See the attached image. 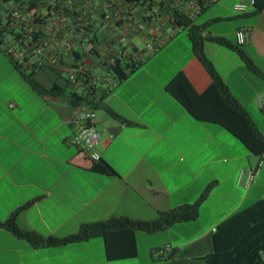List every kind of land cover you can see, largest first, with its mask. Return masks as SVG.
<instances>
[{"label":"crops","instance_id":"crops-1","mask_svg":"<svg viewBox=\"0 0 264 264\" xmlns=\"http://www.w3.org/2000/svg\"><path fill=\"white\" fill-rule=\"evenodd\" d=\"M10 1L0 8V222L13 214L19 229L60 238L82 224L109 218L151 221L160 211L192 203L209 188L193 221L151 234L135 232L131 258L106 260L98 238L34 249L0 227V264H133L138 261L136 237L142 235L162 238L148 244L142 264H206L215 226L264 198V151L251 155L221 127L194 120L167 93L165 85L178 71L197 93L210 82L186 36L178 39L180 31L149 0H71L70 8L63 0H43L37 19L21 11L19 20L4 12ZM159 2L181 10L191 4L152 0ZM201 2L204 9L192 20L201 15L200 23L193 24L205 26L202 36L235 44V31L248 29L241 53L264 74V8L253 15L250 0ZM215 2L217 11L205 14ZM238 4L244 6L242 12L234 10ZM228 23L229 29L222 28ZM27 31L41 47L37 56L26 48ZM6 49L18 65L25 64L23 73L46 90L55 85L65 94H80L67 82L75 68L94 78L102 93L93 108L96 151L113 174L74 163L81 151L69 142L75 132L72 118L83 103L73 106L63 96L36 94L10 65ZM203 53L264 138V112L257 106V98H264V77L222 45L204 40ZM131 55L141 64L117 80L109 61L123 67ZM98 71H103L101 77ZM246 169L257 171L243 188L237 177ZM176 230H182L180 235Z\"/></svg>","mask_w":264,"mask_h":264},{"label":"trees","instance_id":"trees-1","mask_svg":"<svg viewBox=\"0 0 264 264\" xmlns=\"http://www.w3.org/2000/svg\"><path fill=\"white\" fill-rule=\"evenodd\" d=\"M42 1L22 0L21 4L25 6L24 13L31 17L35 16L37 19L39 16L37 6L41 5ZM63 1L66 2L67 0ZM149 1L151 6L156 5L160 12L168 15L175 29L185 32L193 57L210 80L207 87L202 92L197 93L184 74L178 71L165 85L167 93L194 120L221 127L236 138L248 153L261 156L264 151V138L258 133L246 112L231 96L227 87L215 73L210 61L203 53V41L209 40L232 49L252 73L260 77H264V74L254 69L242 55L241 46L231 44L221 37L202 36L205 26L193 24L192 17L184 14L180 8L164 2L152 4V0ZM196 3L199 12L204 9L201 0H196ZM252 7L253 15L259 13L264 8V0H252ZM32 38L35 39L34 34H32ZM7 58L13 69L38 95L63 96L70 105L76 106L87 102L93 108L102 97V93H100L98 97L87 101L86 97L72 91L65 94L55 85L47 90L43 89L33 81L30 74L25 75L23 73L24 69H21V65H18L13 57L7 54ZM126 61L123 67L118 61H114L111 71L117 80L123 79L126 71L130 73L141 64L140 59L131 61L130 58H127ZM84 74L86 75L87 72L84 71ZM106 111L112 117L117 118L109 110ZM74 163L96 173L113 174L112 169L107 164L100 160L98 162L90 161L82 151L74 159ZM208 188L209 186L192 203L160 211L151 221H138L122 217L109 218L105 221L82 224L74 234L60 238L41 236L32 231L19 229L13 221V214L5 221L0 222V227L12 236L26 241L34 249L59 247L69 243L99 238L103 245L106 260L127 259L135 255V232L151 234L164 230L175 223L193 221L197 217L198 206L204 199ZM211 245V253L203 258L206 264H264V198L241 208L220 221L211 234ZM171 257L172 254H169L166 259Z\"/></svg>","mask_w":264,"mask_h":264},{"label":"built area","instance_id":"built-area-1","mask_svg":"<svg viewBox=\"0 0 264 264\" xmlns=\"http://www.w3.org/2000/svg\"><path fill=\"white\" fill-rule=\"evenodd\" d=\"M189 1L191 3L190 6L183 9L182 12L190 17H193L199 13V7L196 0ZM10 2V5L5 8L4 12L11 19L19 20L20 12L24 11L25 6L21 4L22 0H11ZM2 3L3 1L0 0V6ZM250 3L252 4V0H250ZM66 6L67 8L71 7L70 0L66 1ZM234 10L242 12L244 10V6L240 4L235 5ZM88 12L90 13V11ZM249 38L250 32L248 29L236 30L234 33V40L237 46H242L248 43ZM23 39L26 42L25 45L27 50L36 56L40 54L41 47L37 42V39L32 38L31 32H24ZM147 48H150V46ZM11 53L12 51L10 49H6V54L11 55ZM129 58L131 61L138 60V56L134 55H131ZM109 62L113 65L114 59H111ZM20 65H22L21 68L25 67V64L22 62ZM67 82L70 87L79 88L80 94L78 95L86 97L87 101L99 96V91L97 90L98 88L95 84L94 78L87 74L85 75L83 69L78 68L71 71L67 76ZM257 106L264 112V98H257ZM72 120L75 124V132L69 142L79 148L80 151L84 152L90 161L98 162L100 158L96 151V144L99 140V135L94 125V110L92 105L90 103L83 102V104L79 106ZM256 171L257 170L252 169L241 171L237 177V184L246 188L254 180Z\"/></svg>","mask_w":264,"mask_h":264},{"label":"rangeland","instance_id":"rangeland-1","mask_svg":"<svg viewBox=\"0 0 264 264\" xmlns=\"http://www.w3.org/2000/svg\"><path fill=\"white\" fill-rule=\"evenodd\" d=\"M216 2L215 3H213L209 8H208V10L209 11H207L208 13H205V14H209V13H214V12H216L217 11V7H216ZM3 8L4 7V4L2 3L1 4V6H0V8ZM22 14H23V11L21 12ZM2 16V15H1ZM2 18H3V16H2ZM202 20V17H201V15H199L197 18H195L194 19V23L195 24H198V23H200V21ZM222 26V28H225V29H229V23L227 24V25H225V27H224V25H221ZM10 36H7L6 37V39L7 40H10V38H9ZM178 39H181L182 40V38H183V40L185 39V32L184 31H180V33L178 34V37H177ZM134 44H135V46L137 47V48H142V46H143V43L139 40V39H135L134 40V42H133ZM180 54H181V52H179ZM96 75H97V77H101L102 75H103V71H98L97 73H96ZM63 76H64V74H63ZM181 231L182 230H176V231H174V234H176V235H180V233H181ZM192 231H190V232H188V233H191ZM142 234H144V233H142ZM159 234H161V233H159ZM145 236V235H144ZM161 235H158V236H155V237H149V238H147V237H143V235H142V237H136V250H137V253H138V261H132V263L133 264H136V262H137V264H142V260H144V259H146L149 255H148V251H147V249H148V244H150V243H158V241H161ZM97 241H99L100 242V239L98 238V239H96ZM161 250V248H159V251H154V254H153V256H156L155 257V262H157V260H159V258L160 257H158L159 255V252H161L160 251Z\"/></svg>","mask_w":264,"mask_h":264}]
</instances>
